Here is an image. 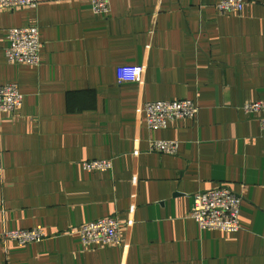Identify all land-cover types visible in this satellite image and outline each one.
<instances>
[{"label": "crops", "instance_id": "1", "mask_svg": "<svg viewBox=\"0 0 264 264\" xmlns=\"http://www.w3.org/2000/svg\"><path fill=\"white\" fill-rule=\"evenodd\" d=\"M218 14L216 0H39L0 9V85L21 108L0 113V233L41 228L19 245L0 236V264H264V0ZM37 26L40 65L8 64L11 27ZM143 65V80L119 67ZM192 100L193 119L149 130L139 107ZM176 140L175 154L150 140ZM110 159L88 172L83 160ZM242 195L238 232L201 231L193 195ZM114 216L120 245H83L78 226ZM1 235V234H0ZM124 244L126 246H124Z\"/></svg>", "mask_w": 264, "mask_h": 264}, {"label": "built area", "instance_id": "2", "mask_svg": "<svg viewBox=\"0 0 264 264\" xmlns=\"http://www.w3.org/2000/svg\"><path fill=\"white\" fill-rule=\"evenodd\" d=\"M109 0H91L93 12L106 14L109 11ZM39 0H0V9L14 7L34 8ZM218 14L240 13L244 7V0H216ZM9 46L5 49V60L8 64L40 65L39 30L37 26L11 27L7 31ZM143 65L133 67H119L117 74L120 81L143 80ZM23 94L19 92L18 84L0 85V113H14L21 108ZM241 110L245 114H256L263 110L260 101L243 103ZM144 115L145 125L149 130L165 129L169 121L180 119H193L198 111L195 103L189 99L178 100H151L144 102L138 108ZM264 127V118L260 120ZM179 142L176 140H150V151L162 154H175ZM83 170L88 172L108 171L112 167L110 159L83 160ZM242 195L233 192L228 186H217L206 191L196 192L193 195V205L190 217L195 221L201 231L216 230L222 232H238L240 230L239 216ZM119 222L114 216L102 217L90 222H85L77 227L83 245L89 243H104L120 245ZM1 239L16 242L19 245L32 244L47 239L49 235L41 228L3 230ZM124 246H126L124 244Z\"/></svg>", "mask_w": 264, "mask_h": 264}]
</instances>
